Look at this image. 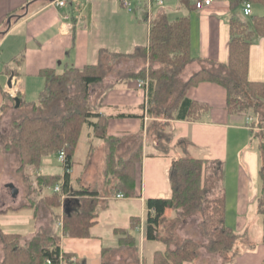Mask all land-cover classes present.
<instances>
[{
  "label": "crops",
  "instance_id": "1",
  "mask_svg": "<svg viewBox=\"0 0 264 264\" xmlns=\"http://www.w3.org/2000/svg\"><path fill=\"white\" fill-rule=\"evenodd\" d=\"M66 2V5L60 7L56 0H0V124L5 121L7 113L21 110L22 105L32 109L31 103L39 102L46 87L43 70L52 68L61 73L69 67L82 69L88 64H107L108 75L98 83L110 81L112 76L115 78L98 89L96 102V110L107 117V134L123 140L130 136L137 138L142 134L143 154L146 150L150 151L153 156L146 158L154 162L165 160L170 163L183 155L181 151L184 149L194 151L190 155L195 157L222 159L226 222L235 231L247 232L248 225L259 214V199L264 194V182L260 174L261 139L253 134V130L256 131L258 127L251 125L245 115L228 111L227 91L223 85L203 80L186 90V96L208 105L202 117L176 118L164 123L163 128H169L165 131L170 137V147L167 153H157L155 142L159 137L156 127L151 126L153 117L148 112V90L138 86L139 78L128 74L143 66H157L156 62L141 55L130 54L137 47L148 44L152 19L162 12L169 19L188 16L190 20L193 59L180 72V80L186 81L204 68L228 72L229 20L234 14L242 18L243 15L247 16L243 13V4L232 8L230 0H212L209 5L198 8L193 0H163V3L152 1L150 5L148 0H133L132 9H128L121 0ZM263 12V4L252 3V13ZM65 14L70 17L65 18ZM120 54H125L131 61L127 69L119 61H111L112 55ZM108 61L111 62L107 63ZM72 77L75 79L76 75ZM248 77L264 81V35L257 36L250 46ZM15 96L21 99L18 106L15 105ZM55 108L53 106V110ZM159 120L165 122V119ZM5 131L0 127V228L4 232L21 234V241L25 244L39 233L57 232L59 228L57 233L61 249L73 253L75 264H153L155 251L166 248L164 242L146 237V219L148 212H152L146 200L149 197L169 196L171 192H165L170 191L166 188L165 181L164 184L163 181L158 183L163 178L161 174L154 171L149 175L148 182L146 173L143 177L142 164L146 160L143 156L136 165L134 194L129 196L121 190L115 192L113 186L117 183L116 178L105 181L103 173L108 142L95 134L94 126L84 124L73 156L70 185L72 189L87 185L96 187L100 191L99 201H106L102 211H99L97 205V216L90 226V235L75 237L66 235L58 223L59 218L52 216V211L58 217L61 215L63 204L49 208L44 200L42 203L41 198L43 199L49 186H39L36 180L39 174L60 175L62 180L64 165L62 164L61 172L43 171L41 166L43 157L46 156L44 155L38 169L33 165L26 166L28 178L35 179L34 185L38 187L36 195H29L33 200L36 198L41 202L29 204L26 185L22 179L20 182L13 178V170H9L8 157L1 144ZM236 131L239 133L236 134ZM126 142V146H129V141ZM100 144L104 145L105 150L102 168L104 178L92 182L85 172ZM82 145L86 148V156L84 149L80 150ZM205 147L208 151L203 149ZM196 149H201L203 154L197 155ZM119 151L118 144L117 152L122 155ZM233 152L238 156L235 158L240 164L231 166L234 171H229V154ZM171 164L166 174L168 179ZM76 165H80L79 175L74 174ZM9 183L17 188L16 196H13ZM108 190L112 193L109 194ZM118 193H123L124 196H117ZM113 197L128 202L124 206L112 202L111 206L110 199ZM229 208L234 211L232 217H229ZM250 208L254 209L252 215L247 212ZM167 210L171 212L169 215L172 214L173 208ZM132 222L138 224L133 226ZM8 227L13 230L6 229ZM119 228L129 230L135 237V244H121L120 234L116 232ZM260 229V236L250 242L249 246L236 243L232 264H264L263 219ZM0 243L2 245V241ZM208 257L209 260L197 257L186 260L183 264H224L222 256L216 254Z\"/></svg>",
  "mask_w": 264,
  "mask_h": 264
},
{
  "label": "trees",
  "instance_id": "2",
  "mask_svg": "<svg viewBox=\"0 0 264 264\" xmlns=\"http://www.w3.org/2000/svg\"><path fill=\"white\" fill-rule=\"evenodd\" d=\"M245 1L259 2L264 6V0H230V4L234 8ZM247 16L248 19L234 14L229 20V60L226 64L228 72L204 68L192 74L186 81L180 80L179 74L185 64L193 59L189 17L169 19L162 12L152 19L148 44L137 47L130 55H141L151 62H156L157 66H143L128 74L146 78L145 72L149 70L147 103L148 112L153 117L151 126L156 127L159 137L155 142L158 152L167 153L170 147L167 143L170 142V137L166 135L164 123L176 118L199 119L207 109L206 103L186 96L187 88L200 81H214L226 88L227 108L230 113L244 112L245 115H250V110L260 112L259 109L264 105V81L250 79L248 69L250 46L257 36L264 35V12H251ZM42 73L46 78V87L39 102L31 103L32 112L37 113L23 115L12 122L13 134L7 144L14 145L17 149V170L23 171L28 165L38 169L44 155L58 153L60 149L65 150L66 163L72 166L82 128L84 124H89L94 126L97 136L109 143L103 170L106 178H116L117 183L113 186L115 192L121 190L132 196L136 165L141 162L143 156L142 134L137 136V145L128 155H119L118 144L123 139L107 134V117L96 110V104L94 106L87 103L88 90L84 94L70 93L69 82L73 75L79 77L83 87L87 89L91 84L102 81L106 73L104 64H88L82 69L69 67L61 73L48 68ZM53 106L56 107L54 110ZM160 118L165 119V122L159 120ZM251 125L258 127L253 132L261 139L260 174L264 182V119L253 118ZM36 179L39 186L44 184L52 187L51 193L45 197V202L50 207L61 205L62 192L70 195L64 202V233L75 237L89 236L90 226L97 216L100 191L88 185L72 189L70 171L66 170L62 180L60 175L43 174L37 175ZM169 181V196L149 197L146 200L148 208L152 209L146 219V237L167 244L164 250L155 251L153 264H183L186 260L196 258L198 243L193 239H186L175 248H169L168 243L174 235L173 229L182 217L197 210L202 215V225L211 242L210 246L213 249L233 248L238 233L226 222L224 161L220 158L180 155L173 160L169 168ZM57 183H61V191L54 190ZM169 208L175 209L176 214L168 219L170 224L166 225L167 233L164 234L160 225L162 221L166 222L165 213ZM258 212L263 214L264 230V194L259 199ZM137 224L132 222L133 226ZM116 232L120 234L121 244H135V237L129 230L119 228ZM0 239L4 251L0 264H75L71 260L73 253L61 249L57 232L39 233L23 244L20 242L21 234L4 232L0 228Z\"/></svg>",
  "mask_w": 264,
  "mask_h": 264
},
{
  "label": "rangeland",
  "instance_id": "3",
  "mask_svg": "<svg viewBox=\"0 0 264 264\" xmlns=\"http://www.w3.org/2000/svg\"><path fill=\"white\" fill-rule=\"evenodd\" d=\"M243 18L248 19V16L243 15ZM111 61L113 63L119 61V64H122V67H124V69L125 68L127 69L130 66L129 64L131 62L130 60H128V57L125 54L112 55ZM111 61H108L107 63H110ZM104 68L106 69V73H105L103 78L107 77V75H108V71H107L108 65L104 64ZM130 68H132V67H130ZM145 73H146V78H149V70L148 71L146 70ZM114 78H115V76L110 77V81H113ZM108 81L109 80L104 81L102 84L103 85L107 84L110 82V81L109 82ZM102 84L94 83V84H91L87 89H85L83 87L81 81L79 80V77H75V79L73 77V79H71L69 82L70 93L75 94V93L82 92V94H84L85 91L88 90L89 94H87L88 95L87 103L89 105L92 104L95 106V104L97 105V103H96L97 102V96H98L97 91L100 87L103 86ZM59 104H61V101L59 102ZM259 111H260L259 113H255V112H253V110H250L249 111L250 115H248V114L245 115L246 113H244V112L241 114L245 115V117H247V119H248V122L250 121L249 123L252 124L253 118H254V120H257L259 118L264 119V105L259 109ZM33 113H37V112H32V109L30 107L26 108L25 105H22L21 110H16L12 113H10V112L7 113V115H5V121L6 122L3 120L0 124L2 131L6 130L5 131L6 135H3L1 137V144H2V147H3V149L6 152L7 157H8L9 170H13V174H14L13 178H15L16 180H18L20 182L22 179L24 185H26V187H27L28 201L30 203H32V202L34 203V201L41 203L43 200L45 202V200H46L45 197L49 193H51L52 187L48 185L49 190L47 191L46 194L43 195V199L41 198V202L36 198H34V200H33L32 197H30V195H36V192L38 191V187L35 188L36 185H34L35 179H33V178L31 179V178L27 177L28 169H24L23 171L17 170L16 167L19 165V156H18L17 149L15 148L14 145H12V146H8V144L6 145V142L11 139V135L13 134V127H12L13 119L21 118L23 115L33 114ZM164 128H165V130L169 129L166 127H164ZM155 130H156V128H155ZM238 133L239 132L236 131V134H238ZM253 134H254V132H253ZM239 135H241V132ZM239 135L237 136L238 139H240ZM137 140L138 139L134 138L133 136H130L129 138H127V140H126V138L124 140H122L123 142L121 141L119 143V145H120L119 153L122 155H127L129 152H131V150H133L136 147L137 142H138ZM126 141H129V144H128L129 146H126V144H127ZM167 143H169V146H170V142H167ZM106 146H107V144H106ZM130 146H131V150H130ZM108 147H109V143H108ZM83 149H84V156H86L85 155L86 148H84L82 145V148L80 150L83 151ZM203 149L206 150L207 147H205ZM196 150H198L197 152H195L197 155L200 156V154H203L202 152H200V151H202L201 149H196ZM206 151H208V150H206ZM193 152L194 151H192V150L186 151V149H184L183 151H181V154H194ZM157 153H158V149H157ZM157 153H155V154H157ZM147 156L152 157L153 154L147 150L143 154L144 159H146V160H143V164H142V172L144 175L143 177H145V173H146L147 174V182H148L149 175H151L154 171H155V173L157 172V173L161 174L163 176V178L160 179L158 183L163 181V184H164V181H165V185L167 184L166 188L170 190V191L166 190L165 192H171L170 182L168 179V175H166V174H167L169 165L173 161L170 163L165 162V160L154 162V161L149 160V158H146ZM235 156H236V158L238 157L234 152L229 154V159H228L229 160L228 161L229 171H234L231 166H235V165L238 166L240 164V162L238 161V159L235 158ZM104 161H105L104 145L100 144L98 149L95 151L93 158L89 160L88 168L85 172L86 175H88V178L92 180V182H93V180L94 181H101L104 177H105V181L107 179L109 180V178H106L104 171H103L104 177L102 175V168L104 166ZM15 168L18 172L15 170ZM41 169L43 171H48V172H61L63 169V165H62L61 161L58 159V155L56 153H51V154H48L45 157H43ZM74 174H77V175L80 174V165L75 166ZM91 187H93V186H91ZM148 187H149V185H148ZM8 192L10 193L9 189H8ZM107 192H109V194L112 193L109 190ZM33 197H35V196H33ZM105 201L106 200H104V199L103 200L101 199L99 201V204H98L99 211L103 210V208L105 206ZM112 202H117L116 204H120L121 206L122 205L124 206V204L127 203L128 201L124 200V199H116L113 197L112 199H110L111 206L113 205ZM61 203H62V198H61ZM45 204H46V202H45ZM47 207L51 208L48 205H47ZM229 209H228L229 210L228 211L229 217L230 216L232 217V214H234V211L231 208H229ZM104 212H105V210H104ZM247 212L249 215L250 214L252 215V212L254 213V209L250 208V210L248 209ZM169 213H171V212H168V210H167V212L165 213L166 222L162 221V223L160 225V229H161L162 233H164V234L167 233L166 229H165L166 225L170 224L168 219H170L171 217H174L176 214V211H175V209H173L172 214L169 215ZM52 216L53 217L56 216L58 218V215H56L55 212H53V211H52ZM262 219H263V214L259 212V214H257L256 220L255 221L252 220L251 223L248 225L247 232H245L244 230H243V232L236 231L238 233V238H237V241L235 242L233 248H231L230 250H225V249H221V248L213 249L210 246L211 242H210L208 236L206 235L205 229L202 225L203 224L202 215H201L200 211L197 210L191 214H188V215L182 217V219L178 222V225H176V228L173 229L174 235L171 236V240L168 243V247L169 248H175L177 245L182 244L186 239H193L194 241H196L198 243L196 258L199 257L202 259L204 258V260H209L208 255H216L217 254L219 256H222V260L224 261V264H228L227 262H230V264H232L234 261L233 259H234L235 254H236V243L239 245H243V246L244 245L249 246L250 242H253V240L258 238L260 236L259 229H260V225L262 224ZM12 227L16 228V225H13ZM3 228H5V227H3ZM6 229L13 230V228H9V227ZM57 229H58L57 232H59V228H57ZM249 238H250V240H249ZM0 241H1V239H0ZM20 242H22V241H20ZM165 245L167 247V244H165ZM3 254H4L3 243H2V245L0 243V262L4 256ZM218 260H219V258H218ZM209 263H210V261H209Z\"/></svg>",
  "mask_w": 264,
  "mask_h": 264
},
{
  "label": "built area",
  "instance_id": "4",
  "mask_svg": "<svg viewBox=\"0 0 264 264\" xmlns=\"http://www.w3.org/2000/svg\"><path fill=\"white\" fill-rule=\"evenodd\" d=\"M122 1V4L128 8V9H132L133 7V0H121ZM149 1V5L152 3V1H156L157 3H163V0H148ZM194 1V5L198 8H201L205 5H209L212 0H193ZM66 0H56V4L58 6H64L66 5ZM243 12L244 14H250L252 12V3L250 1H245L243 3ZM65 18H69L70 15L69 14H65L64 15ZM137 84L139 87H142L146 90H148V78H139L138 81H137ZM58 157L59 159L61 160L62 164L64 165L65 167V170L66 171H71V166H68V164L66 163V152L64 149H60L58 151ZM54 190L56 191H61V183H57L55 186H54ZM70 195L65 193V192H62L61 193V198H62V201L65 200L66 197H69ZM117 196H124L123 193H118ZM64 211H65V207L63 205V211L61 213V215L58 217V223L63 226V216H64ZM75 257L74 256H71V260L74 261ZM47 262L50 263V260L47 258Z\"/></svg>",
  "mask_w": 264,
  "mask_h": 264
},
{
  "label": "water",
  "instance_id": "5",
  "mask_svg": "<svg viewBox=\"0 0 264 264\" xmlns=\"http://www.w3.org/2000/svg\"><path fill=\"white\" fill-rule=\"evenodd\" d=\"M8 22L10 23V18L8 19ZM20 97L19 96H15V101H16V103H15V105L16 106H18L19 104H20ZM9 186L11 187V189H12V194H13V196H16V193H17V188L12 184V183H9ZM65 209H66V207H65Z\"/></svg>",
  "mask_w": 264,
  "mask_h": 264
},
{
  "label": "flooded vegetation",
  "instance_id": "6",
  "mask_svg": "<svg viewBox=\"0 0 264 264\" xmlns=\"http://www.w3.org/2000/svg\"><path fill=\"white\" fill-rule=\"evenodd\" d=\"M66 199V198H65ZM64 202H65V200L64 201H62V204L64 205V207H65V204H64ZM63 226H64V223H63ZM63 226H62V230H63Z\"/></svg>",
  "mask_w": 264,
  "mask_h": 264
}]
</instances>
